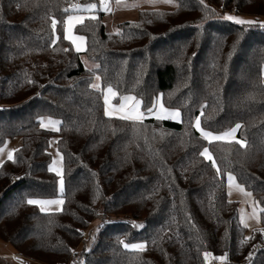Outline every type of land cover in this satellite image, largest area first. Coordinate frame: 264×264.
Segmentation results:
<instances>
[{
	"label": "trees",
	"instance_id": "trees-1",
	"mask_svg": "<svg viewBox=\"0 0 264 264\" xmlns=\"http://www.w3.org/2000/svg\"><path fill=\"white\" fill-rule=\"evenodd\" d=\"M174 1L171 10L140 8L115 33L102 11L78 24L84 54L97 63L89 69L65 35L71 0H0V147L22 137L0 166V239L18 257L209 264L212 255L224 264H264V25L219 13L264 16V0ZM107 90L114 103L133 95L150 113L159 100L180 118L111 116ZM45 117L58 118L59 129L44 128ZM54 135L64 202L43 212L29 199L58 195ZM228 172L262 206L251 235L229 198ZM95 219L92 247L78 251ZM143 240L144 249L125 246Z\"/></svg>",
	"mask_w": 264,
	"mask_h": 264
},
{
	"label": "rangeland",
	"instance_id": "rangeland-1",
	"mask_svg": "<svg viewBox=\"0 0 264 264\" xmlns=\"http://www.w3.org/2000/svg\"><path fill=\"white\" fill-rule=\"evenodd\" d=\"M177 6V2L174 0H97L94 2L83 3L80 0H71L69 6L70 13L66 18V30L71 35H81L85 38V35L76 30L78 24H71L72 18L76 16H83L86 18L98 15L100 11L104 12V22L106 24V29L108 32L115 33L118 31V24L122 21L135 20L138 18V11L140 8L149 9H165L171 10ZM223 17L237 22V23H251L259 21L264 25V16H253L235 13L232 11H226L222 13ZM69 18V19H68ZM81 59L84 65L93 69L97 66L96 62H93L87 58L84 52L81 53ZM262 72L264 74V65L262 67ZM100 78L93 79L92 86L98 88L100 86ZM112 91L113 89H109ZM110 91H106V96H108V102L114 103L112 101V95ZM114 93V91H112ZM115 94V93H114ZM118 108L128 114L129 112L134 115L143 117L153 116L158 119H171L179 120L180 112L178 109H171L165 107L161 101L156 102V107L154 111L146 113L141 109V101L133 95L125 96L120 103H114ZM110 113V110H107ZM42 125L44 128L49 130L57 131L59 129L60 120L58 118L45 117L42 120ZM208 138H214L212 135H207ZM58 136L54 135L50 139L49 151L51 153V163L50 168L58 175L57 181V196L51 198H40L32 197L29 201L37 205L43 212H53L62 209L64 198L62 196L64 191V158L61 150L59 149ZM22 143V137L16 136L8 138L5 143L0 147V166L7 159H13L16 150ZM209 159H213V155L209 150L205 152ZM227 189L229 198L238 201V213L239 219L244 224L247 229V235L253 234L254 230L261 226V210L262 206L259 201L255 198L254 194L248 190L243 184H241L236 176L228 172L227 173ZM125 220H130L131 223L141 228L143 226L142 220L124 218ZM100 226V219H95L91 222L89 228L85 230L84 240L76 247L78 251L88 250L92 247L93 242L96 239L98 228ZM146 241H136L131 243H125V246L129 249L141 250L146 248ZM14 246L7 241L0 239V264H21L24 261L21 257H16ZM214 258H208V262H212ZM217 260H222L224 264V258H219ZM30 264H40L39 262L27 259ZM25 261V262H26ZM24 263V262H23Z\"/></svg>",
	"mask_w": 264,
	"mask_h": 264
},
{
	"label": "crops",
	"instance_id": "crops-1",
	"mask_svg": "<svg viewBox=\"0 0 264 264\" xmlns=\"http://www.w3.org/2000/svg\"><path fill=\"white\" fill-rule=\"evenodd\" d=\"M93 17H96V15H94ZM86 19L87 18L83 17V16H81V17L76 16V17L72 18L71 24H75L77 22H78V24H81ZM65 35L73 43L75 49L78 52L82 53L86 50V37L83 38L81 35H75V34L71 35L70 33H68V31L66 30V19H65ZM97 78H99V77L97 76ZM104 92H105L104 100H105V104H106V111L108 109L110 110V113L107 112V114H109L111 116H119V117L129 118V119H143L144 118L143 115L135 117L136 115H134L132 112L131 113L129 112L128 114H126L125 112L121 111L118 108V106H116L114 103L112 104V103L108 102V96H106V91H104ZM16 257H18V256H16ZM208 258L209 259L214 258V256L209 255Z\"/></svg>",
	"mask_w": 264,
	"mask_h": 264
},
{
	"label": "built area",
	"instance_id": "built-area-1",
	"mask_svg": "<svg viewBox=\"0 0 264 264\" xmlns=\"http://www.w3.org/2000/svg\"><path fill=\"white\" fill-rule=\"evenodd\" d=\"M27 259H24V263L20 261L21 264H30L29 262L26 261ZM26 261V262H25ZM210 264H223V261L222 260H217V259H214L212 262H210Z\"/></svg>",
	"mask_w": 264,
	"mask_h": 264
}]
</instances>
